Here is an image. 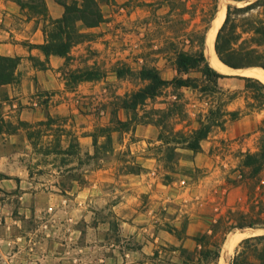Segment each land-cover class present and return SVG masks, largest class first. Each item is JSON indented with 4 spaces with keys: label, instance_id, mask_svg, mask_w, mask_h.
<instances>
[{
    "label": "rangeland",
    "instance_id": "374dc122",
    "mask_svg": "<svg viewBox=\"0 0 264 264\" xmlns=\"http://www.w3.org/2000/svg\"><path fill=\"white\" fill-rule=\"evenodd\" d=\"M178 1L181 3L171 9L165 0L108 3L99 0L105 20L96 32L89 31L94 34L93 40L72 48V59L63 67L62 74L69 91L77 89L79 83L67 86L68 69L94 65L106 75L65 96L73 103L67 114H49L54 93L39 90L25 95L16 108L30 109L31 120L6 119L5 115L10 112L7 104L13 103V99L0 96V119L18 128L17 135L0 136V264H25L22 257L10 258L13 244L7 240L16 236L22 244L38 240L80 246L76 251H68L61 250L64 246L59 244L52 252H61L64 258L50 257L46 264H158L161 261L178 264V259L183 257L180 250L174 249L175 245L160 238L155 244L149 243L148 252H144L143 242L153 241V234L159 229L167 230L169 225L186 233L190 218L199 216L201 220L197 221L194 235L197 236L207 232L229 210L249 211L253 204L264 201V175L251 178L242 165L243 153L257 150L264 117V111L253 106L252 92L246 89L241 78L250 76L246 73L221 78L219 85L223 91L219 93L167 87L161 95L148 99L138 108L136 119L132 111H118L120 119H132L130 130L109 131L111 142L101 130L115 125L111 122L115 97L146 84L138 76L143 65L157 66L162 77L168 80L177 75L173 64L174 46L170 43L174 42L179 49H188L179 36L189 25L203 26L200 10L209 7L213 0ZM221 1L226 9L223 23L228 6H232L230 25L241 35L239 43L248 39V45L258 47L252 39L255 35L252 27L264 23V2L217 0V10ZM184 5L191 10L183 12ZM27 11L31 16L41 15L29 8ZM29 63L35 66L30 58ZM124 64L133 73L119 78L114 69ZM185 76L199 77L200 74L191 72ZM175 94L180 96L177 104H173ZM218 106L241 114L237 119L227 115L223 127L214 126L201 142L200 152L184 148L183 144H173L176 145L175 159L168 162L166 146L159 139L161 130L166 134L171 130L189 134L199 127L200 121L206 120L211 108ZM48 115L53 119L49 124H37L46 121ZM81 134L97 135L96 154L93 138H88L87 145L85 138H79ZM87 147H91V152ZM66 149L74 153L63 152ZM78 185L90 187L89 196L76 198ZM125 189L131 192L126 197L121 193ZM54 193L65 197H56ZM121 199L119 212L130 221L136 218L135 223L144 229L131 232V226L122 222L113 208ZM71 213L82 215L71 220ZM83 213H88V220ZM247 230L250 233L229 253H224L226 240L234 232ZM262 234L264 227L236 228L227 233L218 264L222 256L226 264H231L242 240ZM197 246L194 242L190 250Z\"/></svg>",
    "mask_w": 264,
    "mask_h": 264
},
{
    "label": "trees",
    "instance_id": "16d2710c",
    "mask_svg": "<svg viewBox=\"0 0 264 264\" xmlns=\"http://www.w3.org/2000/svg\"><path fill=\"white\" fill-rule=\"evenodd\" d=\"M16 1L22 8H29L41 14L45 20L43 26L45 41L41 44L29 45L30 48H37L45 54V61L33 55L29 56L33 64L41 69L47 68L46 62L50 55L64 57L65 65L67 66L72 59V48L94 39V34L84 29L96 27L105 20L99 0H72L71 2L57 0L64 7V14L60 18L49 16L45 0ZM102 1L108 3L112 0ZM165 1L171 5V9H174L179 2L181 3L178 0ZM260 1L264 2V0H257L254 3ZM217 8V0H213L209 7H202L200 11L203 26L201 28L189 27L190 25L185 27L179 37L188 49H179L174 42L170 43L174 46L173 64L177 75L168 80L162 77L160 69L157 66L143 65L138 72V76L140 79L146 81V84L132 92L115 97L111 111V122L115 125L111 129L109 127L108 129L105 127L101 129L107 133L105 136L109 142L112 141L109 131H127L131 129L132 119H120L118 116L120 109L132 111L135 113L134 119H136L138 117V108L144 105L148 99H154L161 95L163 89L167 87H172L175 90L182 87H191L204 92L214 93L223 91L219 85V80L229 75L221 73L211 66L206 54L207 32L216 11H218ZM231 9L232 6L229 5L226 19L216 38L215 50L219 59L232 68L256 66L264 69V23L261 22L259 25L252 27L256 35L252 39L258 47L248 45V39H243L239 43L241 35L237 33L234 25H230ZM187 10H191V8H187L184 5L183 12H187ZM20 60L21 57L18 56L0 55V85L18 81L16 69ZM68 71L67 86L83 81L100 80L106 75L103 69L94 65L68 69ZM114 72L119 78L133 73L125 64L116 67ZM191 72H197L200 76H185ZM241 78L245 81L246 89L252 92L254 99L253 106L264 111V82L252 76H241ZM179 98L180 96L175 94L173 104H177L178 100H180ZM240 114L241 111L238 110L228 111L226 109L223 110L220 106L213 107L209 110L206 120L200 121L199 127L193 129L189 134L174 130L166 134L161 130L159 139L166 146L167 161L171 162L175 159L176 145L173 144H183L184 148L200 152L202 150L201 142L208 137L214 126L223 127L227 121V117L225 116L229 115L231 119H237ZM52 120V117L48 115L46 121L42 120L37 122V124L47 125ZM20 124L31 126V123L25 121H20ZM17 129L11 122H6L2 118L0 119V133H16ZM259 133L257 150L243 153L242 165L248 169L251 178L264 175V117L261 120ZM91 136L96 154L99 146L98 137L96 134H92ZM76 146H80L79 142H77ZM63 152L74 153L70 149H66ZM247 227H264L263 200H259L257 204H253L249 211L229 210V213L217 219L207 232L193 236L192 239L198 245L194 250H190L182 245L174 246V249L181 251V256L183 257L182 264H218L222 244L227 233L236 228L243 229ZM167 231L176 234L179 238L189 237L185 232L183 234L180 233L174 226L169 225ZM231 264H264V234L247 237L242 240L240 249L234 256Z\"/></svg>",
    "mask_w": 264,
    "mask_h": 264
},
{
    "label": "crops",
    "instance_id": "0c3cea01",
    "mask_svg": "<svg viewBox=\"0 0 264 264\" xmlns=\"http://www.w3.org/2000/svg\"><path fill=\"white\" fill-rule=\"evenodd\" d=\"M27 1V0H22ZM49 16L52 18H60L64 14V7L57 0H45ZM28 8H22L16 0H0V55L3 56H18L21 57L20 63L16 69V73L18 76V81L9 84L0 85V96L7 95L10 97L13 103L7 104L10 109L9 114L5 115L6 119L19 118L22 120H31L29 119L32 116V113L28 108H20L17 110L18 101L21 100L25 95H30L35 91L43 90L48 91L50 93H54L52 95L53 104L50 105L49 114H67L68 107L73 105V103L67 99L65 96H71L78 92V88L86 83H92V81H83L79 83V87H76L75 90H68L65 84V79L62 74L63 67L65 66V58L58 55H50L46 62L47 68L41 69L33 66L29 63V56L33 55L38 57L40 60L45 61V54L37 49L30 48V44H41L45 41V35L43 33V26L45 20L42 15L31 16L28 14ZM100 26L93 27L88 29V31L96 32V29H99ZM87 45L86 43L78 44ZM77 45V46H78ZM77 46H74L77 47ZM74 51L72 50L71 54ZM1 98V97H0ZM50 100V102L52 101ZM5 103V102H4ZM67 107V111L65 110ZM14 112V113H13ZM13 113V114H12ZM16 113V114H15ZM3 135H17V133H0V136ZM92 137L90 135L83 136L79 135L80 139H86V144L88 145V138ZM81 146H82V141ZM87 150L91 152V147H87ZM84 189V190H83ZM91 188L86 186L82 188L78 185V191L76 198L89 196V192ZM71 193L69 191H66ZM121 193L126 195L130 194L128 189L122 190ZM75 196V193H71ZM56 197H65L64 194L54 193ZM123 199L119 200L117 204L113 205V208L116 210L117 215L121 217L122 222L124 224H129L132 228L131 232H135V230L141 231L144 228L139 227L138 224L135 223V219L130 221L127 219L124 213H120V205ZM64 201L67 202L66 199ZM63 201V202H64ZM62 204V203H61ZM63 205V204H62ZM59 214V213H58ZM75 214V215H74ZM77 214V215H76ZM78 214L82 215V213H71V220L76 219ZM85 215L86 220H88V213H83ZM201 220L198 218H190L186 234L189 236L187 238H177L174 234L170 233L167 230L159 229L157 234H153V241L147 239V242H143L141 250L144 252H148L149 243L155 244L160 238L163 242H168L175 246L182 245L188 249H192L194 247V240L192 237L195 235L196 224L197 221ZM146 229V228H145ZM31 234V233H30ZM18 239L19 236H16ZM21 237V236H20ZM15 238L11 241L7 240L8 243L13 244L11 249L10 258L15 260L17 257H22L25 264H46L47 261L51 260V258H55V260H59V258H64V254L61 252L53 253V248H56L61 243L48 244L44 241H33L29 240L26 243H20ZM44 239V238H42ZM60 249L68 250V251H76L80 249L78 244L68 245L61 244ZM48 251L46 252V250ZM24 250V252H22ZM63 255V256H62ZM74 259H77L76 257ZM134 261H129V263H133ZM181 258L178 259L177 263L181 264ZM158 264H164L162 261Z\"/></svg>",
    "mask_w": 264,
    "mask_h": 264
},
{
    "label": "bare ground",
    "instance_id": "6f19581e",
    "mask_svg": "<svg viewBox=\"0 0 264 264\" xmlns=\"http://www.w3.org/2000/svg\"><path fill=\"white\" fill-rule=\"evenodd\" d=\"M221 1V5L219 10L217 11L215 18L213 20V29L207 33L206 38V54L208 61L210 62L211 66H213L216 70H218L221 73H227V74H235V73H241V74H248L252 77L258 78L261 81L264 82V70L261 67H247L243 69H233L229 67L228 65L224 64L218 57L216 51H215V38L217 34V30L219 29L220 25L223 23V20L225 18V6ZM250 233L249 230L242 231V232H234L225 242V249L224 253L227 251L229 253L234 246L241 241V238ZM226 260H223V256L220 259L219 264H226Z\"/></svg>",
    "mask_w": 264,
    "mask_h": 264
},
{
    "label": "water",
    "instance_id": "95a60500",
    "mask_svg": "<svg viewBox=\"0 0 264 264\" xmlns=\"http://www.w3.org/2000/svg\"><path fill=\"white\" fill-rule=\"evenodd\" d=\"M223 24V23H222ZM222 24L220 25V27H219V29L221 28V26H222ZM211 29H213V24L211 25V27L208 29V32L209 31H211ZM219 29L217 30V34H218V32H219ZM207 32V33H208ZM217 34H216V38H217ZM216 38H215V41H216ZM230 67V66H229ZM252 67H256V66H252ZM232 68V67H231ZM249 68V67H248ZM262 68V67H261ZM233 69H243V68H233ZM263 69V68H262ZM264 70V69H263ZM224 74H226V75H229V74H227V73H224Z\"/></svg>",
    "mask_w": 264,
    "mask_h": 264
},
{
    "label": "built area",
    "instance_id": "2783aa9c",
    "mask_svg": "<svg viewBox=\"0 0 264 264\" xmlns=\"http://www.w3.org/2000/svg\"><path fill=\"white\" fill-rule=\"evenodd\" d=\"M183 182H185V181H183Z\"/></svg>",
    "mask_w": 264,
    "mask_h": 264
}]
</instances>
